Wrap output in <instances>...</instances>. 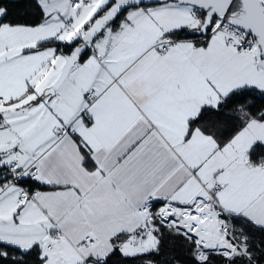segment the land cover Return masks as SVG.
Wrapping results in <instances>:
<instances>
[{"label":"snow or ice","instance_id":"obj_1","mask_svg":"<svg viewBox=\"0 0 264 264\" xmlns=\"http://www.w3.org/2000/svg\"><path fill=\"white\" fill-rule=\"evenodd\" d=\"M0 264H264V0H0Z\"/></svg>","mask_w":264,"mask_h":264}]
</instances>
